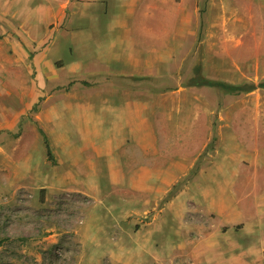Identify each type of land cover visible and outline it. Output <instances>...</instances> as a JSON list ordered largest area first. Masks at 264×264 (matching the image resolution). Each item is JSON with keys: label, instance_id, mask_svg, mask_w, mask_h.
<instances>
[{"label": "rangeland", "instance_id": "1", "mask_svg": "<svg viewBox=\"0 0 264 264\" xmlns=\"http://www.w3.org/2000/svg\"><path fill=\"white\" fill-rule=\"evenodd\" d=\"M60 1L0 0V264H264V22L247 17V0H227L229 15L242 20L227 22L224 44L216 10L206 20L199 16L196 54H181V84L167 68L172 63L151 50L156 22L124 17L128 0L78 7L71 0L64 13ZM140 1L144 7L131 15L150 0ZM205 26L216 34L209 47ZM127 29L135 52L116 37ZM137 72L144 75L122 76ZM126 88L145 92L134 97ZM125 98L136 104L121 109ZM124 125L131 150L114 147L112 157L123 163L155 157L175 167L166 178L179 173L173 160L186 167L195 151L184 155L174 146L196 141L202 148L178 181L150 180L148 192L141 182L110 179L104 154L113 126ZM135 134L146 137L144 152ZM140 197L152 202L149 208H163L157 243L117 244L97 235L109 228L108 207H136ZM151 215L136 216V229ZM209 227L214 237L201 240Z\"/></svg>", "mask_w": 264, "mask_h": 264}, {"label": "crops", "instance_id": "2", "mask_svg": "<svg viewBox=\"0 0 264 264\" xmlns=\"http://www.w3.org/2000/svg\"><path fill=\"white\" fill-rule=\"evenodd\" d=\"M77 7L79 4L81 5H91L93 3H97L101 0H75ZM253 0H247L244 1V7H246V15L250 20H256L259 21L261 24L264 22V5L261 7L260 5H255ZM262 1V0H259ZM264 1V0H263ZM72 2L71 0H64V3L60 1V3L57 5L59 8H61V12H63L65 6ZM147 2V1H146ZM145 2V3H146ZM123 4L127 6V13H124L125 18L129 17H137L139 20L147 21L148 19H152L153 21L156 22V34L153 35L157 41L156 45L152 47V51L159 52V59L161 62H168L172 63V66L169 65L167 68H172V70L176 73L177 71V83L181 84L184 83L183 81V76H179V69H180V63H181V54H191L194 53L196 54L197 51V44H198V27L200 28L201 24L198 25L197 20L199 16H203V20H206L211 13L213 12V9H215L216 13V19L220 21L221 25V30L222 32L219 33V37L222 40V43L224 44V37H228L229 30L226 28V24L229 20H233L234 22H239L242 20L238 15H229V8H228V2L227 0H150L146 5H145V11L144 9H140L136 15H131V10L135 8V6L141 4L144 7V4L141 3L140 0H128V1H123ZM150 6V7H149ZM153 10L155 11H151ZM151 9V10H150ZM116 18L119 20H122L124 17L121 15H116L114 14ZM57 18L56 12L54 10H51V19ZM202 19V18H201ZM125 20V19H124ZM202 21V20H201ZM216 23V20H215ZM211 23L210 26H213L216 24ZM213 24V25H212ZM125 27V24H124ZM40 36V35H37ZM131 35L129 34V30H124L121 34L116 35V37L119 38L120 42L122 43V46H124V49H130L131 52H135L134 47H133V42H132V36L131 39L129 38ZM204 44H208V47L213 45L215 43V40H212L213 37L216 36L210 28L205 26L204 29ZM170 38H174L175 40H172V46H167V48H163L161 51H158L159 47H163L168 44V41ZM180 38H184L185 41L181 42ZM223 38V39H222ZM178 40V41H176ZM109 47L114 46V41H112L111 44H108ZM209 50H211L209 48ZM171 61V62H169ZM175 61V64H174ZM60 68H63V65H60ZM153 68V67H152ZM166 67H163L162 69L164 70ZM64 69V68H63ZM80 68H78L77 65V71H79ZM70 73H75L76 71V66L70 67ZM161 70V69H160ZM157 72V71H156ZM58 73L57 71L53 70V74ZM64 72L60 73V76L63 75L64 77ZM141 74L144 75L143 73H126L122 76H131V77H136L140 78ZM137 75V76H136ZM126 95L133 94V96H138L136 93H144L145 91H142L141 89H137L135 93H130L128 89L124 90ZM114 95V90L112 89L110 93V99L113 102H117L118 100H115L112 98ZM132 104H136L135 101L130 100L129 98H125V102L120 105V108L123 109L124 107H131ZM131 105V106H130ZM117 107V105L115 104ZM127 126L124 125L121 128L118 126H113V133H114V138L110 140L109 149L106 151L104 155H108L110 157L109 162H108V170H109V175L111 180H130V181H137L141 182L143 188L146 191H150V188L148 185L145 184V182H148L150 180H162V181H169L166 182L168 186H171L172 183L178 181V175H184L193 165L195 162V156L197 155L196 151L198 152L197 142L195 141L192 145L188 146H181L180 144L177 145V147L174 146V149H178L177 151L180 152L183 149L184 155H186V149H193L195 150L194 153L189 157L192 158L190 161H188V165L185 167L180 163V160H173V165L177 166L179 173L178 175H171V177L166 178L164 175V172H170V171H175V167H173V170L169 168L168 166H163L161 163V167H164V169L158 171V166L160 164L154 159L155 157L147 158V157H142V160H139L138 162H133L130 161L127 163H123L121 159H115L112 157V153H114L113 148L116 147L120 150H126L128 149L131 150V146H129V137H128V131H126ZM133 131V129H131ZM149 132L150 130H145ZM164 131V130H163ZM140 132H143L140 130ZM165 132V131H164ZM134 133V132H133ZM163 135L162 137H164ZM145 136H137L135 134L134 139L137 142L138 147L140 148L141 151L145 150L147 147V142L145 141ZM196 138V137H195ZM132 139V137H131ZM149 140V139H148ZM164 141V138H162L161 142ZM146 142V143H145ZM151 142V141H149ZM143 143V144H142ZM157 143V141H155ZM146 144V145H145ZM204 146V145H203ZM157 150L164 148L163 145L161 147H157ZM144 152V151H143ZM147 154V153H145ZM193 156V157H192ZM132 163V164H130ZM137 164L135 166V164ZM166 167V168H165ZM173 171V172H174ZM171 179V181H170ZM170 187L165 188L163 191H160L158 194V197H156L155 201L158 203L160 198H163L164 195L168 192ZM139 191V190H138ZM180 198V193L174 195L172 199L168 202L170 205L175 204V201ZM141 200V201H140ZM137 206L136 207H129L126 204L121 206L120 208H117L116 205H112L108 207V215L110 216V223H109V228L108 230L100 231V229H97V235L100 238L103 239H109L113 243L121 244L124 241H131L137 244H143L147 245L151 242H155L156 237H161L164 235V233H159L157 232L158 228L156 225L157 221V215L158 213L163 209L161 208H155L154 204L152 205L151 208V201H149L146 198H138L137 199ZM189 207L188 204L183 205L181 211L187 212V208ZM104 213L106 216V210L104 208ZM151 213L152 215L150 216V219L147 221H141L143 222L142 225L136 229L137 224L134 223V218L138 215H141L143 217L148 216V214ZM103 219V218H102ZM209 236L207 234V229L204 230L203 233L200 234V239L203 240H211V238L214 237L212 233V229L209 227ZM178 236V235H177ZM105 239V240H106ZM133 239V241H132ZM157 243V242H155Z\"/></svg>", "mask_w": 264, "mask_h": 264}, {"label": "trees", "instance_id": "3", "mask_svg": "<svg viewBox=\"0 0 264 264\" xmlns=\"http://www.w3.org/2000/svg\"><path fill=\"white\" fill-rule=\"evenodd\" d=\"M208 84L211 85V86H219V87L225 89V91L236 92V91L242 90V88L240 86L228 84V83L221 82V81L209 80ZM261 86L264 87V84H261Z\"/></svg>", "mask_w": 264, "mask_h": 264}]
</instances>
